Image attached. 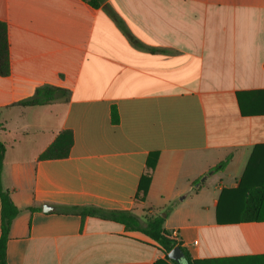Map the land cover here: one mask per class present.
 Segmentation results:
<instances>
[{
  "label": "crops",
  "instance_id": "1",
  "mask_svg": "<svg viewBox=\"0 0 264 264\" xmlns=\"http://www.w3.org/2000/svg\"><path fill=\"white\" fill-rule=\"evenodd\" d=\"M0 20L11 66L0 74L2 184L20 209L8 264L165 257L144 234L72 207L143 219L171 207L164 227L192 258L264 259V214L244 210L246 192L264 190V0H0ZM46 84L67 92L19 104ZM66 130L69 155L42 158Z\"/></svg>",
  "mask_w": 264,
  "mask_h": 264
},
{
  "label": "trees",
  "instance_id": "2",
  "mask_svg": "<svg viewBox=\"0 0 264 264\" xmlns=\"http://www.w3.org/2000/svg\"><path fill=\"white\" fill-rule=\"evenodd\" d=\"M91 6L98 8L100 7L104 0H85ZM11 72L10 57H9V40H8V30L7 24L0 20V74L8 75ZM67 92L66 89L53 86V85H42L39 86L35 93L19 101L21 105H42L48 103L57 97L64 95ZM113 120H117V115L113 112ZM72 146V133L71 131L61 132L55 141L47 148V150L42 154V158L50 157H66L69 155L70 148ZM6 145L0 140V199H1V235H0V264L7 263V242L10 235L11 226L13 220L17 217L20 212L19 207L14 203L10 191L5 189L2 184V173L5 161ZM229 158L221 162L219 165L215 166L212 171L222 170L228 163ZM153 164H149V168H153ZM148 175V173H147ZM150 175V173H149ZM150 177V176H147ZM148 186L142 185L140 191V199L143 198L147 193ZM139 191V192H140ZM246 207L244 208L246 219H259L261 210L264 203V190L261 189H251L246 192ZM170 208L164 211V216L162 213L155 215H150L144 219L132 211L115 210V211H105L94 207H72L73 212H78L83 216L95 215L104 218H110L118 222L123 223L128 230L138 231L151 240H153L161 251L165 254L164 258L158 259L154 264H177L175 261L171 260L168 253L176 246H180L185 252L190 264H207L206 260H199L192 258L189 251L182 245V242L178 240L173 234H171L165 227L164 221L168 215ZM264 260V259H262Z\"/></svg>",
  "mask_w": 264,
  "mask_h": 264
},
{
  "label": "water",
  "instance_id": "3",
  "mask_svg": "<svg viewBox=\"0 0 264 264\" xmlns=\"http://www.w3.org/2000/svg\"><path fill=\"white\" fill-rule=\"evenodd\" d=\"M164 216L165 214L162 213ZM168 256L171 260L175 261L177 264H190L189 259L187 258L185 252L180 246L174 247L169 253Z\"/></svg>",
  "mask_w": 264,
  "mask_h": 264
},
{
  "label": "rangeland",
  "instance_id": "4",
  "mask_svg": "<svg viewBox=\"0 0 264 264\" xmlns=\"http://www.w3.org/2000/svg\"><path fill=\"white\" fill-rule=\"evenodd\" d=\"M261 214H264V210L261 211ZM222 264H235V263H222ZM238 264H264V260H250V261H247L244 263H238Z\"/></svg>",
  "mask_w": 264,
  "mask_h": 264
}]
</instances>
